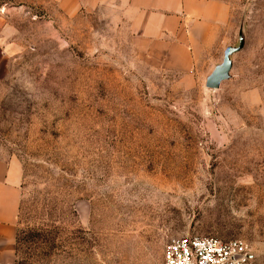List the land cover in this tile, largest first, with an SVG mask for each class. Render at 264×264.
I'll list each match as a JSON object with an SVG mask.
<instances>
[{
    "label": "rangeland",
    "instance_id": "374dc122",
    "mask_svg": "<svg viewBox=\"0 0 264 264\" xmlns=\"http://www.w3.org/2000/svg\"><path fill=\"white\" fill-rule=\"evenodd\" d=\"M220 89L166 72L109 2L0 0V157L22 166L16 264H162L181 236L264 264V0ZM225 46L218 54L222 61ZM209 72V73H208Z\"/></svg>",
    "mask_w": 264,
    "mask_h": 264
},
{
    "label": "crops",
    "instance_id": "0c3cea01",
    "mask_svg": "<svg viewBox=\"0 0 264 264\" xmlns=\"http://www.w3.org/2000/svg\"><path fill=\"white\" fill-rule=\"evenodd\" d=\"M83 1L91 7L109 2ZM110 2L121 21L128 24L138 51L161 69L189 82L201 76L209 63L218 64L214 58L221 47L232 45L229 41L235 36L236 14L224 0ZM21 183L20 162L0 157V264H16Z\"/></svg>",
    "mask_w": 264,
    "mask_h": 264
},
{
    "label": "built area",
    "instance_id": "2783aa9c",
    "mask_svg": "<svg viewBox=\"0 0 264 264\" xmlns=\"http://www.w3.org/2000/svg\"><path fill=\"white\" fill-rule=\"evenodd\" d=\"M162 264H257V259L242 240L181 236L165 245Z\"/></svg>",
    "mask_w": 264,
    "mask_h": 264
},
{
    "label": "water",
    "instance_id": "95a60500",
    "mask_svg": "<svg viewBox=\"0 0 264 264\" xmlns=\"http://www.w3.org/2000/svg\"><path fill=\"white\" fill-rule=\"evenodd\" d=\"M245 16L242 17L238 30V45H229L223 52L222 61L216 64L205 79V87L210 90L220 89L222 84L232 78L233 57L240 53L246 44L244 28Z\"/></svg>",
    "mask_w": 264,
    "mask_h": 264
}]
</instances>
